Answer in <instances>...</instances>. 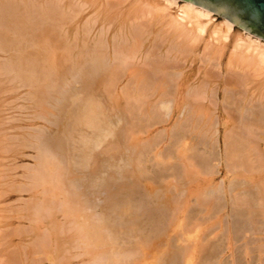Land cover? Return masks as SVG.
<instances>
[{"label":"bare ground","instance_id":"1","mask_svg":"<svg viewBox=\"0 0 264 264\" xmlns=\"http://www.w3.org/2000/svg\"><path fill=\"white\" fill-rule=\"evenodd\" d=\"M181 1L0 0V264H42L43 258L46 264H225L220 256L237 236L232 229L224 236L223 226L214 234L217 228L206 225L225 209L210 199L229 198L238 232H247L259 214L264 220V147L235 130L234 100L216 96V79L206 70L224 64L227 83L243 90V102L263 99L264 40L238 27L235 41L224 45L235 25L217 15L219 27L208 32L213 12ZM195 61L203 67L188 71ZM253 83L257 96L249 92ZM18 89L30 99L23 97L32 106L28 120L11 116ZM216 99L229 107L226 187L210 184ZM109 111L125 128L112 127ZM161 115L175 117L167 151L158 148L162 133L140 137L163 122ZM123 151L135 190L153 199L147 209L136 206V216L133 201L118 189H111L113 198L106 191L108 157ZM170 159L181 175L173 165L167 176L154 177L150 168L164 171ZM177 185L200 209L172 193ZM163 210L165 223L145 230L144 213L157 220ZM262 247L255 249L259 255Z\"/></svg>","mask_w":264,"mask_h":264},{"label":"rangeland","instance_id":"2","mask_svg":"<svg viewBox=\"0 0 264 264\" xmlns=\"http://www.w3.org/2000/svg\"><path fill=\"white\" fill-rule=\"evenodd\" d=\"M180 1V0H179ZM183 2V1H181ZM179 2L178 5L181 6L182 3ZM89 11V10H88ZM87 11V12H88ZM173 12V11H171ZM211 18L208 19L209 21L206 23V26H207V31L210 32L212 30H217V28L219 27V24L221 23L222 21V18L218 17L216 14L214 13H211ZM240 29L236 26H234L233 28V31L231 32V34L229 35V37L227 38V42L224 44V45H231L238 33H240ZM201 47L199 46L198 47V52L200 51ZM3 57V54L0 53V58ZM2 59V58H1ZM0 59V61H2ZM222 63H224V58H222ZM200 65V66H199ZM197 66L199 67H203L201 64L197 63V61H195L193 64H191V67L188 68V71H190L191 69L195 70L197 68ZM212 68V69H211ZM214 68V69H213ZM206 70L210 72L211 76L213 75L215 77L216 80H214L216 84H214V92L216 93V96L220 99H222L221 97H223L222 95L223 94H227L228 93V96L230 97L231 95V99L234 100L231 102V105L232 108L230 107V109H232V117L234 118L235 120V123H236V129L237 131H240V132H244L243 135L244 137H246L247 139H251V141L253 142H256L258 143L257 146H260L261 148H263L264 146L262 145L264 142V98L263 99H257L256 97H252V100H249L247 103H245V101L243 102L242 99L240 98V94L242 93L243 94V90L240 89V88H237L233 85H230L228 84V76L230 75V73L225 70V67H224V64L222 65V67L219 68H215L214 66H211V67H206ZM213 70V71H212ZM215 74V75H214ZM72 77L76 80L77 79V76L76 75H72ZM228 82V83H227ZM260 83V82H259ZM224 84V85H222ZM256 84L257 83H253L251 86H250V93L253 92V94L255 96H257L258 94V90L256 89ZM255 86V89H253ZM79 88H80V85H79ZM252 88V89H251ZM256 90V91H255ZM25 90L23 89H18V91H15V93L13 94V97L14 99L11 101L12 104H11V107L13 106V108L15 107V105L17 104H21V103H24L26 108H24V105H23V111H19L17 109H13L12 108V111H11V116H13L14 118L16 117H21L24 116L27 120H28V117H30L31 115L30 112L32 111L31 108L29 106H31V103L28 104L27 102L30 100L29 96H26V91L24 92ZM23 92V93H22ZM257 92V93H256ZM25 93V94H24ZM230 94V95H229ZM252 94V96H254ZM257 94V95H256ZM19 97H18V96ZM22 95V96H21ZM26 96V97H25ZM20 98L18 99L17 101L15 100L16 98ZM27 98V102L23 101L24 98ZM220 99H216V108H215V111L213 110V113L214 115L216 116H212L214 117L212 120H216L214 121L216 123V129H217V133H216V136H217V141L214 143V153L216 155V161L215 163H213V166H214V171L215 173L211 176L210 178V184H214V185H217V184H221L223 186H227L229 183H227L229 180H230V174H227L226 171H225V168H224V165H223V161H222V158H223V149H224V146L223 145V134H224V130L226 128V125H227V120H225V111H229V107L225 104H223L221 102ZM241 99V100H240ZM255 99V100H254ZM257 99V100H256ZM219 100V101H218ZM238 100H239V103L238 104ZM23 101V102H22ZM250 101H252L250 103ZM30 102V101H29ZM237 102V103H236ZM261 102V104H260ZM263 102V103H262ZM235 103V104H234ZM241 103L242 105L244 104V107L241 106ZM246 104V105H245ZM263 104V105H262ZM225 107H223V106ZM240 105V106H238ZM27 107H29L27 109ZM32 107V106H31ZM238 107V108H237ZM240 108H243L245 110V112H242L243 109L241 110ZM26 109V110H25ZM214 109V108H213ZM241 111V114L237 112H240ZM250 109V111H249ZM260 109V111H259ZM31 110V111H30ZM258 110V112H256ZM262 110V111H261ZM235 111V112H234ZM160 113H165L163 110L160 109L159 111ZM247 112V113H246ZM20 113V114H19ZM224 113V114H223ZM236 113V114H234ZM243 113V114H242ZM16 114V115H15ZM18 114V115H17ZM257 114V115H256ZM27 115V116H26ZM29 115V116H28ZM244 115V116H243ZM253 115V116H252ZM258 115L260 117H258ZM108 116L110 117L109 120L112 121V127H115L116 129H122L123 127L125 128V122L124 120L121 118V116L119 114H116L112 111H109L108 112ZM251 116V117H250ZM250 117V118H249ZM121 118V120H120ZM163 118V119H162ZM173 118V119H172ZM241 118V119H240ZM244 118V119H243ZM258 118V119H257ZM247 119V121L245 120ZM253 119V120H252ZM161 120H163V122L161 123H156L154 126L150 127L151 130H149V128L144 131V134H141L140 137L142 139H147L149 137H151V135H155L156 133H159V134H163L161 139V143H160V147H158L160 150H165L167 151L166 149L168 148V142H169V139H168V129L170 130L171 126L174 124L175 122V117L174 116H163L161 115ZM242 120V121H241ZM160 121V120H159ZM173 121V122H172ZM213 121H211L210 123H214ZM258 121V122H257ZM242 122V123H241ZM163 123V124H162ZM172 123V124H171ZM258 123V124H257ZM160 124V125H159ZM243 124L247 125L248 127V131H246V128L245 130H243L244 126ZM251 126V129H249V125ZM261 126H260V125ZM257 125V126H256ZM170 126V127H169ZM255 126V127H254ZM30 127V126H29ZM27 127V128H29ZM242 127V128H241ZM31 128V127H30ZM29 128V131H31V129ZM239 128V129H238ZM242 129V130H241ZM28 130V129H27ZM34 130V129H33ZM36 132V131H35ZM148 132V133H146ZM151 133V134H150ZM222 134V136H221ZM145 135V136H144ZM152 135V136H153ZM168 135V136H167ZM146 136H149L146 138ZM193 137V136H192ZM192 137L189 138V142L190 143H194V140L192 139ZM222 137V138H221ZM263 138V139H262ZM260 139V140H259ZM167 140V141H166ZM262 140V141H261ZM111 141V139H109V142ZM192 141V142H191ZM223 141V142H222ZM217 143V144H216ZM222 143V144H221ZM261 144V145H260ZM217 148V150H215ZM198 149H202L200 146H198ZM256 151V150H254ZM171 152V150H170ZM218 153V154H217ZM27 154H31L32 156V153L27 151ZM255 154V155H254ZM126 155H127V151H123V153H119L116 155V157L112 158L111 156L108 157V161L106 163V166H107V171H106V174H105V177H106V180L108 181L107 182V188H106V191H107V194L108 196H110L109 198H113V196H111V194L116 191L118 189V196H120L121 198H124L125 200H131L133 201V210L134 212L136 211V206L137 208L141 207L143 209H147V207H150L152 206V203H153V199L152 197L150 196H147V197H144L143 195V192L140 190V189H136L135 187V184L134 186L132 185V178L130 177V171L128 170V167L126 165ZM151 156V155H150ZM253 156H260V154L254 152L253 153ZM257 158V159H256ZM255 160L256 162H258V158L259 157H256ZM30 158H28L25 162L30 165H27V166H31L29 168H32V158L31 160H29ZM171 160V161H170ZM167 162V164H165L164 168L165 170L163 171V169L161 170L160 168H162L161 166L162 165H159L158 167L157 166H154L152 168H150V164H147L146 166H148L150 169H153L152 172H154V177L157 175L159 177H163V176H167L168 174H170V172H168L166 169L168 168V166H173L175 165V170H180V173L177 171V173H179V175H181V167H179L177 164H175V161L170 159ZM125 161V162H124ZM172 163V164H171ZM217 163V164H216ZM125 166V167H124ZM158 168V169H157ZM128 170V171H126ZM217 171V172H216ZM111 174H110V173ZM114 172V173H113ZM167 173V174H166ZM225 173L227 175H225ZM108 174V176H107ZM122 174V175H121ZM164 174V175H163ZM127 175V176H126ZM152 177L153 175L150 174ZM121 177V178H120ZM228 177V178H227ZM131 178V179H130ZM157 183L159 181V179L157 178H154ZM221 179V181H220ZM228 179V180H227ZM127 180V181H126ZM169 180V179H168ZM234 180V179H233ZM236 181V180H235ZM125 182V183H124ZM131 182V185H129ZM128 183V184H127ZM111 184V185H110ZM122 185V187H120ZM146 184H149V183H145V186ZM120 185V186H119ZM127 185V186H126ZM144 186V188H145ZM153 186V190L155 189L154 186L155 185H152ZM109 187V188H108ZM117 187V188H116ZM128 187V188H127ZM181 187V188H180ZM113 188V192L110 193L111 189ZM122 188V189H121ZM126 189V191H125ZM146 189H148V186L146 187ZM145 189V190H146ZM185 188H182V186L180 185H177L176 188L173 190V194L175 195H178L180 197V200L181 199H187V202H188V206L189 208L190 207H193L195 210H198L200 209V206L197 204H195V199H194V196L193 195H187L186 194V190H184ZM146 191H150V190H146ZM247 191V190H246ZM182 192V193H181ZM110 193V194H109ZM180 193V194H179ZM122 194V195H121ZM124 195V196H123ZM128 196V197H127ZM146 196V195H145ZM193 198V199H192ZM224 198V200H222ZM229 198L224 196L223 195L221 196V193L215 197V198H211L210 201L211 202H215V203H222L224 206H225V209L216 213L214 216L216 217H211L208 219L206 225H209V226H213L216 231L214 232V234H217L219 235V232H220V229L221 227L223 226L224 229V236L226 235H230L232 236V232L236 234L237 236V239L232 242L229 243V248H227L226 250V247H224V250H223V253L222 255L220 256V259L225 262V264H248V262L250 264H264V252L263 253H260V255L255 251V249H258L262 247V245L264 246V229H263V218L261 217V215L259 214L258 216H256L255 220H256V224H252L251 225L249 224L246 229L248 230L247 232H238V229L236 226L235 223L238 222V218H237V215L235 216V213H233L231 211V205H230V201L228 200ZM205 200L203 199L202 202H204ZM224 203H223V202ZM214 203V204H215ZM229 204V205H228ZM164 211V210H163ZM229 212V213H228ZM256 212V211H255ZM162 213V215H161ZM224 213V214H223ZM159 215H156L157 217V220H155V216H153L152 218H150L149 214L147 213H144L145 217L142 218V224L143 226L145 227V230L148 229V231H151V232H154L156 231L157 229H159L165 222V220L167 219V215L169 214L167 211H164V212H160L158 213ZM204 217L207 218V216H210V215H206L205 213H203ZM135 216H136V212H135ZM225 217V218H224ZM258 217V218H257ZM161 218V220L159 219ZM164 218V219H163ZM262 218V219H261ZM136 219V218H135ZM229 219V220H228ZM124 221H128L126 219H124ZM161 221V222H160ZM133 222V221H132ZM220 222V223H219ZM231 222V223H230ZM129 223V222H127ZM134 223L136 224V221H134ZM147 224H149V226H147ZM156 224V225H155ZM220 224V225H219ZM146 225V226H145ZM151 225V226H150ZM235 225V226H234ZM257 225V226H256ZM220 226V227H219ZM229 226H230V229H229ZM261 226V227H260ZM263 226V227H262ZM149 227V228H148ZM157 227V228H156ZM219 227V228H218ZM232 227V228H231ZM213 228V229H214ZM232 229V232L230 231ZM228 232H227V231ZM242 230V229H240ZM252 230V231H251ZM255 231V232H254ZM228 233V234H227ZM246 236V238H245ZM262 244V245H261ZM232 245V247H231ZM247 246V247H245ZM261 246V247H259ZM228 247V246H227ZM263 248V247H262ZM239 250V251H238ZM229 251V252H228ZM250 251V252H249ZM74 253L76 251H73ZM228 252V253H227ZM243 252V253H242ZM244 252H245V255H244ZM247 254V255H246ZM242 255V256H241ZM244 256V257H243ZM247 256V257H246ZM222 257V258H221ZM250 257V259H249ZM260 257V259H259ZM44 259V258H43ZM42 259V264H46L45 260L43 261ZM260 260V261H259ZM73 262L75 264H78L79 263V260L76 259V260H73ZM259 262V263H258Z\"/></svg>","mask_w":264,"mask_h":264},{"label":"water","instance_id":"3","mask_svg":"<svg viewBox=\"0 0 264 264\" xmlns=\"http://www.w3.org/2000/svg\"><path fill=\"white\" fill-rule=\"evenodd\" d=\"M224 18L264 40V0H182Z\"/></svg>","mask_w":264,"mask_h":264}]
</instances>
